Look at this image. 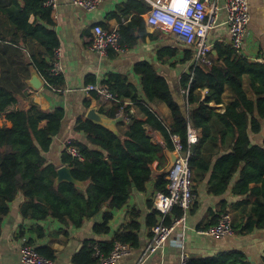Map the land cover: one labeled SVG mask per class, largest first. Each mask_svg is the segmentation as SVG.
Instances as JSON below:
<instances>
[{"label":"trees","instance_id":"obj_1","mask_svg":"<svg viewBox=\"0 0 264 264\" xmlns=\"http://www.w3.org/2000/svg\"><path fill=\"white\" fill-rule=\"evenodd\" d=\"M22 1L23 5H20L18 0H13L11 31L6 35L0 33V52L8 59L0 79V233L2 221L10 212V205L21 193L26 200L22 208L25 219L44 221L52 217L62 223L72 222L74 226L81 227L85 220L97 217L106 207L110 210L122 209L134 192H145L146 185L154 177L155 193L167 192V174L163 173L168 166L166 151H174V135L180 138L185 150L188 149L189 124L200 132L199 143L190 147V166L194 178L196 176L195 180L204 181L205 174L211 170L213 175L209 180V191L223 195L238 175L232 188L233 194L251 197L253 203L250 208L249 201L237 205H244V218L237 223L233 218L235 234L247 235L256 230H264V144L253 145L249 134L260 133L264 121V65L252 64L238 57L231 47L216 44L213 50L218 53L220 67L198 64L182 77L181 85L184 90H188L187 109L184 112L174 100L166 79L153 66L138 64L136 69L142 76L147 98L159 99L170 107L172 124L167 125L145 103L139 106L146 113V119L133 117L128 131L122 136L94 124L84 116L80 117L77 130L88 136V143L73 141L72 144L77 147L83 160L73 158L66 147L62 161L72 168L75 179L88 184L84 188L65 182L56 185V167L48 164L45 154L50 151L53 139L60 133L64 110L57 108L43 111L37 105L20 110L17 107V95L26 89L23 77L25 73H30L32 66L41 72L47 86H59L57 79L61 76H52L50 70L54 50L60 45L52 29L53 9L46 7L44 0ZM134 4L136 2L132 1L127 9H135ZM143 7L147 10L145 5ZM137 22L144 23L135 17L128 28L121 29L122 43L125 41V32L131 31ZM128 42L133 43L132 40ZM192 56V51H188L185 61H189ZM246 75L250 77L255 100H250L244 91L243 77ZM106 86L111 89L110 84ZM226 88L232 92L234 101L223 114H217L208 105L212 102L221 104ZM204 89H208V94L201 101V91ZM110 92L113 94L112 90ZM93 105L88 103V107ZM117 109L109 117H117ZM7 122L11 123V127L6 125ZM213 122L223 126L218 132L222 140L229 137L232 139L230 150L219 156L214 163L202 156L204 146L216 139ZM145 125L160 131L166 145L152 143ZM252 184L260 186L251 187ZM150 209L152 212L147 219V226L153 228L158 224L160 214L152 203ZM226 213L230 212H221L215 217V222L205 228L217 224ZM182 215L183 211L176 208L166 216L164 224L170 226ZM112 218L111 212H104L103 223L94 225L96 234H109L108 224ZM138 229L139 225L133 222L110 241L86 243L82 253L91 255L94 264H97L98 259L94 257L96 245L105 257L111 254L116 242L137 248ZM36 249L47 259H54L48 253L49 250ZM186 264L250 263L243 251L231 250L213 257H191Z\"/></svg>","mask_w":264,"mask_h":264},{"label":"crops","instance_id":"obj_2","mask_svg":"<svg viewBox=\"0 0 264 264\" xmlns=\"http://www.w3.org/2000/svg\"><path fill=\"white\" fill-rule=\"evenodd\" d=\"M18 1L20 5H23L22 0ZM132 1L136 2L135 9H127ZM214 2L222 6L225 0H208V4ZM249 4L251 18L245 45L242 52H236V54L252 64L264 65V0H249ZM143 5L147 10H144ZM151 7L147 0H104L95 11L87 12L75 6L72 0H57V7L52 15L54 21L52 29L57 35L59 48L62 51L61 62L64 73L57 79L59 86L57 88L47 86L41 72L36 71L37 69L32 66L30 73H25L23 77L26 89L17 95V107L20 110H27L32 105H37L43 111H53L57 108L64 110L65 115L60 133L53 139L50 151L45 154L48 164L54 165L56 170L65 166L62 154L68 141L88 143V136L79 132L77 127L79 118L82 116L86 118L91 108L97 107L100 112L109 117V114L116 111L119 106L118 101H120L122 104L127 103L133 109L134 118L145 120L147 115L139 106L140 103H145L147 108L159 115L167 125L172 124L173 116L170 107L159 99L149 100L147 98L142 76L136 69L138 64L146 63L153 66L156 72L166 79L174 100L180 104L184 112L186 111L188 90H184L181 83L184 74L189 73L194 67L193 56L189 61H185L187 52L191 50L193 53V49L173 34L150 27L147 14ZM13 8V0H0V21L3 22V24L0 23V33L4 35L11 31L10 20ZM135 17L140 18L144 23L137 22L131 31L125 32L123 45L127 46L126 52L109 51V55L99 56L91 51L93 29L96 25L104 26L105 29L118 30L121 34V29L128 28ZM226 20V12L220 11L218 25L209 33L212 50L216 44L231 47ZM130 40L133 43L128 42ZM1 54L0 52V79L2 68L8 65L7 57ZM217 55V51L213 50L204 65L220 67ZM34 74L44 82L38 89L30 84ZM243 80V88L247 97L255 100L249 75L244 76ZM90 84L101 86L110 84V90L116 100H107L95 92L88 94L85 88ZM207 94L208 89L201 91V101H204ZM119 96L122 101L119 100ZM233 101L232 92L226 88L222 103L212 102L208 106L215 113L223 114ZM88 103L94 105L88 107ZM6 125L11 127L9 122ZM129 125L124 120L118 122V134L120 136L125 134ZM261 126L260 133H249L253 145L263 146L264 144V121ZM222 127L220 123L213 122V134L216 139L208 142L202 152V156L207 160H212L213 163L219 156L227 153L232 144L231 137L224 141L218 134ZM144 128L146 133L155 132L148 125ZM212 175L210 170L205 174V180L202 182H197L195 176L197 200L188 214L186 227L177 226L165 244L144 264H182L184 255L188 259L191 257L207 258L231 250L243 251L250 264H264V230H256L247 235L235 234L226 238H213L198 234V230L213 224L215 217L225 210L232 214L235 223L241 222L244 218L242 213L244 205L239 207L237 205L242 201H249L248 208H250L253 203L251 197L233 194L232 188L239 178L238 175L234 177L225 194L211 193L209 180ZM155 183L156 177L146 185L145 192H134L122 209L110 210L106 207L97 217L85 220L81 227L74 226L72 222L62 223L52 217L44 221L25 219L22 208L26 200L22 193L19 194L10 205V212L1 224L0 264H24L22 249L26 244L49 250L48 253L53 255L55 264H94L91 255L82 253L86 243L110 241L133 222L139 225L140 231L137 230L139 246L134 248L130 244L132 253L123 258L119 264H138L152 238V228L147 226V219L152 212L150 205L152 203L154 207V197L157 195ZM256 186L260 185H251V187ZM104 212L113 214L108 224L110 233L98 235L94 231V225L103 223ZM160 217H158V222Z\"/></svg>","mask_w":264,"mask_h":264},{"label":"built area","instance_id":"obj_3","mask_svg":"<svg viewBox=\"0 0 264 264\" xmlns=\"http://www.w3.org/2000/svg\"><path fill=\"white\" fill-rule=\"evenodd\" d=\"M73 4L87 12H93L104 0H72ZM151 4V10L147 14V22L154 29H161L184 40L193 49V66L204 64L212 52L209 41V33L218 25V14L224 10L227 14L226 25L229 29L231 48L237 53L242 52L245 45L248 25L250 22L249 0H225L224 5L219 6L215 2L208 4V0H188L185 8L182 3L177 7L173 0H147ZM44 5L53 10L57 7V0H44ZM93 40L90 45L92 52L99 56H107L109 51L124 53L127 46L121 42V34L118 30L105 29L101 25L94 27ZM62 51L54 50V61L50 74L61 76L64 73L61 62ZM47 84V81H45ZM85 91L90 94L95 92L107 100H116L107 86L90 84ZM117 116L130 124L134 117V111L127 103L118 101ZM147 132L152 143L165 146L164 136L157 130ZM174 151L177 156L176 163L167 175V192L158 193L154 197V207L160 214V221L152 228V238L146 248L142 259L138 264H144L146 260L155 254L168 240L172 232L179 225L186 227L188 214L195 205L197 196L195 193L194 171L190 166V147L200 141V132L190 124L187 131L188 149L185 150L178 136H172ZM69 154L80 161L82 157L71 141L66 144ZM176 208L183 211L180 218H176L172 225L167 226L164 220L167 215ZM233 217L231 213L223 214L217 224L198 230V234L213 238H226L235 235L233 229ZM94 257L97 264H119V262L132 253L130 245L116 242L111 254L103 256L99 246L94 247ZM22 261L24 264H55L53 260L41 255L36 247L26 244L22 249ZM188 257L182 258V264H186Z\"/></svg>","mask_w":264,"mask_h":264},{"label":"water","instance_id":"obj_4","mask_svg":"<svg viewBox=\"0 0 264 264\" xmlns=\"http://www.w3.org/2000/svg\"><path fill=\"white\" fill-rule=\"evenodd\" d=\"M42 82L43 81L40 79V77L34 74L30 84L35 89H38L44 83ZM86 118L89 121L93 122L94 124L101 126L120 136V134H118L117 132V123L123 121L122 118H115V119L110 118L106 114L100 112L97 107L91 108L88 111ZM166 154L169 159V164L167 168L163 171V173L168 175L172 170L174 164L176 163L177 156L175 152L170 150H167ZM64 182L75 185L79 188H84L88 184L87 182H80L77 179H75L74 176L72 175V168L67 165L61 166L57 170L56 185H59Z\"/></svg>","mask_w":264,"mask_h":264},{"label":"clouds","instance_id":"obj_5","mask_svg":"<svg viewBox=\"0 0 264 264\" xmlns=\"http://www.w3.org/2000/svg\"><path fill=\"white\" fill-rule=\"evenodd\" d=\"M174 4L179 7V4L182 3L184 5V7H187L188 4V0H173Z\"/></svg>","mask_w":264,"mask_h":264},{"label":"rangeland","instance_id":"obj_6","mask_svg":"<svg viewBox=\"0 0 264 264\" xmlns=\"http://www.w3.org/2000/svg\"><path fill=\"white\" fill-rule=\"evenodd\" d=\"M1 124H2V125L4 124V119L1 120Z\"/></svg>","mask_w":264,"mask_h":264},{"label":"bare ground","instance_id":"obj_7","mask_svg":"<svg viewBox=\"0 0 264 264\" xmlns=\"http://www.w3.org/2000/svg\"><path fill=\"white\" fill-rule=\"evenodd\" d=\"M94 11H95V10H94ZM220 14H221V13H220ZM128 23H129V22H128ZM103 27H104V26H103ZM248 28H249V27H248ZM119 32H120V31H119ZM121 39H122V38H121ZM229 46H230V45H229ZM59 47H60V46H59ZM129 48H130V47H129ZM109 54H110V53H109ZM109 54H108V55H109Z\"/></svg>","mask_w":264,"mask_h":264}]
</instances>
